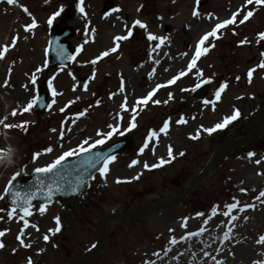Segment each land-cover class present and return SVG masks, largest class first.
I'll list each match as a JSON object with an SVG mask.
<instances>
[{
    "label": "rangeland",
    "instance_id": "1",
    "mask_svg": "<svg viewBox=\"0 0 264 264\" xmlns=\"http://www.w3.org/2000/svg\"><path fill=\"white\" fill-rule=\"evenodd\" d=\"M22 1L35 9L31 19L25 8L21 11L14 2L0 0V149L8 140L18 152L14 167L0 166V264H68L88 257L98 242L96 225L102 216L182 194L225 139L253 133L264 108V68L260 67L264 64V3L208 0L199 6L198 0H113L111 7L108 0ZM249 11L253 15L244 19ZM57 12L77 29L72 45L79 51L69 67L48 72V21L55 16L53 23L59 22ZM233 17L234 23L216 28ZM213 31L219 38L210 36L200 46L201 38ZM149 35L164 43L148 39ZM198 47L206 49L199 58ZM158 51L169 61L162 73ZM193 59L196 66L189 70ZM249 70H255L251 81ZM80 78L88 80L83 88ZM204 80L212 82L208 104L198 102L179 117L161 122L169 108L187 99ZM42 81L52 84V107L43 115H37L33 106L24 112L28 104L33 105ZM223 84L227 87L217 100L212 90ZM153 92L146 105L138 103ZM236 110L240 117L226 128L212 134L206 131ZM133 116L137 126L129 130ZM165 123L168 128L162 130ZM6 125H23L26 131ZM110 125L124 135H97L111 131ZM152 132L156 135L149 139ZM128 134L135 140L133 152L110 162L108 171L96 176L87 202L76 203L84 218L73 217L58 203L36 206L27 217L5 204L4 191L18 171L30 174L65 152L79 153L81 145L90 148L98 139L107 143ZM161 159L166 163L160 165ZM261 192L264 131L256 143L222 156L211 175L196 184L183 202L153 209L135 221L110 223L107 232L117 234L94 264H264ZM230 203L238 204L231 211L235 221L225 215ZM57 217L59 225L66 226L61 235L55 231ZM229 227L230 239H225Z\"/></svg>",
    "mask_w": 264,
    "mask_h": 264
},
{
    "label": "water",
    "instance_id": "2",
    "mask_svg": "<svg viewBox=\"0 0 264 264\" xmlns=\"http://www.w3.org/2000/svg\"><path fill=\"white\" fill-rule=\"evenodd\" d=\"M206 1L202 2L201 5H204ZM76 35V30L73 27L67 26L64 29H61L58 24L52 25L50 29V42L48 46V61L46 70H50L58 67H66L68 64L72 63L74 59H68L67 55L73 56L76 54V48L71 46L70 39ZM61 50H64L67 55L61 57L59 53ZM86 83L85 80L81 79V84L84 86ZM209 92V83L202 84L201 88L196 90L193 94L194 98L199 100L205 99ZM37 100H36V111L37 113H44L51 106L49 97L50 93L47 92V84L43 83L37 88ZM191 101L185 100L180 103L179 107L171 110L172 115L180 114L185 108L189 107ZM260 120L258 122L259 126L253 136L248 137L243 140H234L228 142L218 150H216L213 157L210 159L207 169L204 173L200 174L191 182L189 189L184 193V195L174 198L170 202H162V204H142L138 210L131 214L133 219H138L143 213L154 208H163L166 206H171L174 203L183 201L188 197L191 189L194 186V183L197 180H204L207 176L210 175V170L215 164L216 161L221 159V157L226 154V152L232 148L247 146L258 139V135L264 130V110L260 114ZM134 141L131 137L117 141L114 144H111L105 148L94 149V151H89L85 153L78 154L72 159H67L62 161L52 173L44 174L37 173L34 171L30 175L21 174L18 176L12 183L13 188L12 192H20L23 196H28L29 194H34L35 199L32 200L31 207H34L36 204L48 205L53 204L54 201L59 202L62 207L67 208L70 212H74L72 202L82 198L88 192L90 187V182L94 180L95 175L101 171L103 167V161L98 160V156H115L117 154H127L134 149ZM51 190V191H50ZM7 205L11 208H14L12 203L13 195L12 193H6ZM50 197V198H49ZM17 209H22V207H17ZM31 209V208H30ZM128 217L130 215H108L107 217L102 218L98 223V233L101 238V245L95 248L90 254L88 259H77L70 262L69 264H92L99 259L101 252L107 246L106 236L104 233V228L109 221L119 220L123 217Z\"/></svg>",
    "mask_w": 264,
    "mask_h": 264
},
{
    "label": "snow or ice",
    "instance_id": "3",
    "mask_svg": "<svg viewBox=\"0 0 264 264\" xmlns=\"http://www.w3.org/2000/svg\"><path fill=\"white\" fill-rule=\"evenodd\" d=\"M8 3H13V0H8ZM247 3L248 4H252L253 0H247ZM255 3L256 4H262V3H264V0H255ZM80 11L83 12V8H81ZM59 14L60 13L57 12L56 16H58ZM252 15H253V13L251 11H249V12H247V15L244 17V19H247L248 17H251ZM54 19H55V16L52 19H49L48 23L52 24ZM234 22H235V17H233L230 20L224 21L221 24H217L216 28L217 29H222V28L225 27V25L232 24ZM136 24L140 25L141 28L145 27V25L142 24L139 20L136 21ZM32 27H35V25H32ZM262 35H264V34H262ZM210 36L216 37L217 39L219 38L215 31L207 33L201 38V40L199 41V45L203 46L205 44V41L209 40ZM127 38L128 37H116L115 39L116 40H122V39H127ZM148 39H150V40L159 39L161 44L164 43L163 39L158 38V37H156L154 35H149ZM77 51H79V49H77ZM113 51H115V48L113 49ZM205 52H206L205 48L198 47L197 50L195 51V56L197 58H199L203 54H205ZM59 55H61V57H63V56H66L67 53L64 50H61ZM104 55L106 56V55H108V53L105 52ZM67 58L70 59V60L74 59V57L70 56V55H67ZM93 63H95V61H93ZM196 63H197L196 59H193L191 61V63L189 64V66H188L189 70L194 68L196 66ZM260 67L264 68V64H261ZM253 71H255V70H249V72H248L249 81H251V78H252V75H253ZM181 75H184V73H181ZM175 79H179V76L176 77ZM175 79L170 81V82L171 83H175ZM31 82L33 84L36 83V77L35 76L32 77V81ZM202 83H209V81L204 80V81H202ZM163 86L164 85H158V87H163ZM49 87L50 88L52 87L51 82H49ZM200 87H201V83H197L195 85V88L192 89V91H195L196 89H198ZM226 87H227V84H223V85L220 86L219 90L216 91L215 96H216L217 100L220 99L221 93L225 90ZM185 90H187V89H185ZM54 94H55V91H54ZM153 95H154V93H149L146 98H143L142 100L138 101V103H142V104L146 105L148 103V101L151 100ZM154 103L158 104V103H160V101L156 100V101H154ZM204 103L208 104L209 101H205ZM32 106L33 105L31 103L28 104L27 107L23 109V111L24 112L29 111L32 108ZM13 114L15 115V113H13ZM240 115H241V113L239 112V110H236L235 113L231 117L224 118L222 123H218L214 127L206 129V131L209 134H212V133L216 132L217 130H222V129L226 128L231 122L237 120L240 117ZM134 121H135V116H133V122L130 123L129 130H131V129H133V128H135L137 126ZM178 122L179 123H185L184 120H180ZM6 127H21V128H23V125H6ZM109 127L111 128V131H109L107 133H98L97 135L101 136V137H111L114 133H119V135H124V132L120 131L117 127H114V126H111V125ZM167 128H168V123H165L162 130H166ZM23 130L26 131V128H23ZM155 135H156L155 132L150 133L149 139L151 137L155 136ZM194 138H196V137H194ZM84 143L87 144L88 141H85ZM104 143H105V139L101 138V139L96 140L91 145L90 148H85L83 145H81L80 148H79V151L81 153L89 152L92 149H95L97 147V145H103ZM145 147H147V144L145 145ZM48 151L51 152L52 149L49 148ZM141 151H143V149H141ZM75 152H76V150L65 152L58 159H56L54 163L50 164L47 167H43V168L38 167V168L35 169V171L37 173H44V174L52 173L59 165H61L62 161H64L66 157H70V156L75 155ZM253 155H254V153H249V157H251ZM36 156H38V154H35L33 159H35ZM169 156H171V149H169ZM97 159L103 161V167L101 168V175H104L108 171L109 163L114 161L116 159V157L115 156L104 157V156L101 155V156H98ZM133 163H136V162L134 161ZM164 163H166V161L161 159L160 165H163ZM257 163H259V161H257ZM145 167L147 168L149 166L145 165ZM20 175H21V172H19V171L13 175V177L9 181L8 185L6 186L5 192L6 193H12V195H13V200H12V203L14 205L13 212H15L17 210V207H22L23 208V216L27 217V216H31L32 215V213L30 211V208H31V205H32V200L35 199V195L34 194H29L28 196H23L20 192H14V193L12 192V188H13V183L12 182ZM260 197H264V192H261L259 194L258 198H260ZM245 207L254 208L255 206L254 205H245ZM227 208H228V211L225 212V215H228L231 220L235 221L236 217L234 215H231V211L233 209H237L238 208V204L237 203H230V204H228ZM40 211L43 212L44 208H40ZM212 211L215 212L216 209L214 208ZM11 215H12V213H9V216H11ZM197 215L198 216H204L205 214L204 213H197ZM25 223H27V221H25ZM56 223L58 225L60 223L58 217L56 218ZM55 231L59 232L60 231L59 227H57L55 229ZM231 232H232V228L229 227L228 231L225 232V234H224V238L225 239H230V235L229 234ZM0 235H3V233H0ZM192 235H197V234H192V233L189 234V236H192ZM261 239L264 240V237H261ZM44 240L48 241L49 237L47 235H45L44 236ZM21 243H23V241H21ZM173 243H175V241H173ZM2 247H3V244L0 243V248H2ZM29 264H31V261H29ZM218 264H222V262H218Z\"/></svg>",
    "mask_w": 264,
    "mask_h": 264
},
{
    "label": "flooded vegetation",
    "instance_id": "4",
    "mask_svg": "<svg viewBox=\"0 0 264 264\" xmlns=\"http://www.w3.org/2000/svg\"><path fill=\"white\" fill-rule=\"evenodd\" d=\"M181 185V183H179V186ZM91 192H92V190H91ZM87 200V197L85 196V198L82 200L83 202H87L86 201ZM82 202V203H83ZM132 210H128V209H123V211H121V213H130ZM83 216H85V213L83 214ZM123 221V220H122ZM109 226V225H108ZM108 226L106 227V230H105V232L107 233V239H108V242H107V244H108V247L106 248V249H109L110 248V245H111V243L113 242V239H114V236H116V232H107V228H108ZM98 242H99V239H98ZM98 242L96 243V246L98 245ZM95 246V245H94ZM94 246L91 248V250L94 248ZM91 250H90V252H91ZM89 252V253H90ZM88 253V254H89ZM88 256V255H87Z\"/></svg>",
    "mask_w": 264,
    "mask_h": 264
},
{
    "label": "bare ground",
    "instance_id": "5",
    "mask_svg": "<svg viewBox=\"0 0 264 264\" xmlns=\"http://www.w3.org/2000/svg\"><path fill=\"white\" fill-rule=\"evenodd\" d=\"M158 52L156 53V54H158L157 57H156V61L159 60V63H161V61H162V64H159L160 67L158 68L159 72L162 73L163 70L167 68V65H168L169 61L168 60H164V55H162L163 50H162V52H159V53ZM158 75H159V73H157L156 78H157ZM7 156L8 155H2V157H3L2 159H5ZM236 241H237V239H236Z\"/></svg>",
    "mask_w": 264,
    "mask_h": 264
},
{
    "label": "clouds",
    "instance_id": "6",
    "mask_svg": "<svg viewBox=\"0 0 264 264\" xmlns=\"http://www.w3.org/2000/svg\"><path fill=\"white\" fill-rule=\"evenodd\" d=\"M13 154L10 152L5 159H0V164H7L11 166L14 163Z\"/></svg>",
    "mask_w": 264,
    "mask_h": 264
}]
</instances>
